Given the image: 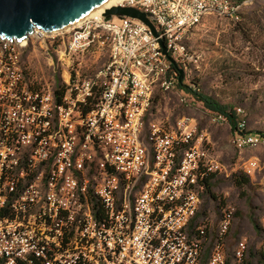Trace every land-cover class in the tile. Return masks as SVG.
<instances>
[{
  "label": "built area",
  "instance_id": "built-area-1",
  "mask_svg": "<svg viewBox=\"0 0 264 264\" xmlns=\"http://www.w3.org/2000/svg\"><path fill=\"white\" fill-rule=\"evenodd\" d=\"M115 5L147 13L158 35L138 18L107 19L105 9L68 29L35 28L24 41L0 37V264H227L223 240L233 212L224 211L217 227L198 215L205 180L228 169L207 162L194 117L167 126L149 116L157 91L182 89L188 104L185 89L200 90L191 80L188 34L207 15L238 19L240 5ZM30 43L44 44L53 82L27 71ZM106 50L109 59L91 73ZM237 113L233 147L264 148V134L250 130L242 107ZM235 166L250 179L264 175L260 155ZM246 252L241 239L233 255L242 260Z\"/></svg>",
  "mask_w": 264,
  "mask_h": 264
},
{
  "label": "rangeland",
  "instance_id": "rangeland-1",
  "mask_svg": "<svg viewBox=\"0 0 264 264\" xmlns=\"http://www.w3.org/2000/svg\"><path fill=\"white\" fill-rule=\"evenodd\" d=\"M238 5L239 18L207 15L195 27L187 39L191 55V80L199 84L201 91L223 103H231L245 110L249 128L264 132V0H234ZM44 44L30 43L23 59L27 71L45 82H53L50 55ZM109 59L106 50L90 71ZM89 60V58H88ZM90 63H86L89 65ZM86 72L85 66H82ZM179 92H159L149 120L173 125L182 116L197 120L198 135L207 153V162L216 161L228 169V174H219L210 195L203 198L200 210L201 222L211 221L219 225L224 211L233 212L232 226L224 238V249L231 264H263L251 257V252L264 255V175L250 179L244 188L231 181L235 164L251 155L264 157V148L240 153L231 143L229 124L214 122L209 110L199 101L183 103ZM209 219V220H208ZM255 223L259 225L256 229ZM244 239L247 252L242 260L234 257L237 242ZM261 259V258H260Z\"/></svg>",
  "mask_w": 264,
  "mask_h": 264
},
{
  "label": "water",
  "instance_id": "water-1",
  "mask_svg": "<svg viewBox=\"0 0 264 264\" xmlns=\"http://www.w3.org/2000/svg\"><path fill=\"white\" fill-rule=\"evenodd\" d=\"M106 0H0V37L26 40L35 28L55 32L70 27ZM130 16L146 23L157 36L158 32L148 14L131 6L115 5L106 8L104 16ZM165 53L164 42H161ZM171 58V57H170ZM174 62V60L171 58Z\"/></svg>",
  "mask_w": 264,
  "mask_h": 264
},
{
  "label": "trees",
  "instance_id": "trees-1",
  "mask_svg": "<svg viewBox=\"0 0 264 264\" xmlns=\"http://www.w3.org/2000/svg\"><path fill=\"white\" fill-rule=\"evenodd\" d=\"M240 1H243V0H240ZM196 84L199 85L198 83H196ZM179 85H180V87H182V86L187 87V85L185 84V82L183 80L180 81ZM159 92L160 91H157L155 94L154 103L156 101V98L158 97ZM185 92L190 95L191 100H193V101L197 100V101L201 102L209 110V112L218 113V114H221L224 117H226L227 121L231 127V132H234L236 130L237 125H238V121H239V115L237 113L238 107L234 106L231 103H223L220 99H218V98H216V97H214L208 93L201 91V89L196 90V89H193L192 87H187L185 89ZM153 106H154V104H153ZM250 130H252V129H250ZM261 133L264 134L263 131H261ZM218 178H219V174H216V173H211L210 176L207 177V179L205 180V190H204V193L202 195L203 198L205 196L211 194L212 189H213L214 185L216 184ZM231 181L234 183L235 186H237L238 188L241 189L250 183V178H248V177H246L243 174L238 172V173L232 174ZM198 217H202L201 213H199ZM255 227H256V229L260 228L257 223H255ZM251 257L256 258L259 262H262L264 264V255H262L260 257L257 253L251 252ZM227 264H231L230 259L227 260ZM248 264H252V262L249 261Z\"/></svg>",
  "mask_w": 264,
  "mask_h": 264
},
{
  "label": "bare ground",
  "instance_id": "bare-ground-1",
  "mask_svg": "<svg viewBox=\"0 0 264 264\" xmlns=\"http://www.w3.org/2000/svg\"><path fill=\"white\" fill-rule=\"evenodd\" d=\"M122 0H106L103 2L101 5L93 9L91 12H89L87 15L79 19L77 22H75L73 25H79L81 24L85 19L90 18V17H96L104 13V10L112 5L119 4ZM71 25L70 27H72ZM67 27L66 29L70 28Z\"/></svg>",
  "mask_w": 264,
  "mask_h": 264
}]
</instances>
